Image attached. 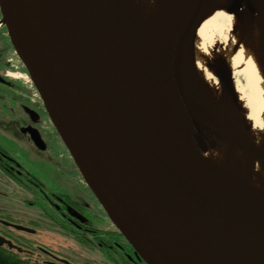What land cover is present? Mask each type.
<instances>
[{
	"label": "water",
	"instance_id": "obj_1",
	"mask_svg": "<svg viewBox=\"0 0 264 264\" xmlns=\"http://www.w3.org/2000/svg\"><path fill=\"white\" fill-rule=\"evenodd\" d=\"M226 1L230 10L264 16V0ZM207 4L179 0L155 40L130 0H0L1 24L55 130L145 264H264V193L224 174L174 125L179 115L242 145L204 116L181 69L185 47L193 71ZM217 76L233 91L224 66ZM227 120L244 131L232 113ZM3 245L22 251L0 234Z\"/></svg>",
	"mask_w": 264,
	"mask_h": 264
},
{
	"label": "bare ground",
	"instance_id": "obj_2",
	"mask_svg": "<svg viewBox=\"0 0 264 264\" xmlns=\"http://www.w3.org/2000/svg\"><path fill=\"white\" fill-rule=\"evenodd\" d=\"M178 1L130 0L147 34L155 40L167 28ZM229 8L226 0H208L194 40L192 73L185 47L180 59L186 86L201 112L223 135L242 145L234 146L223 136L212 138L179 115L174 125L224 174L264 193V16ZM219 14H223L221 21ZM219 66L233 75V91L215 78ZM234 74L245 77L248 92L238 85ZM233 100L237 104L231 109ZM229 113L244 124V131L238 133L230 126Z\"/></svg>",
	"mask_w": 264,
	"mask_h": 264
},
{
	"label": "flooded vegetation",
	"instance_id": "obj_3",
	"mask_svg": "<svg viewBox=\"0 0 264 264\" xmlns=\"http://www.w3.org/2000/svg\"><path fill=\"white\" fill-rule=\"evenodd\" d=\"M1 15V12H0ZM15 50L9 38L5 25H0V227L8 230L26 231L16 228L14 225H23L21 220L15 217V185L19 188L24 196H27L28 204L31 194L37 196L35 205L42 209L43 215L48 216V210L54 213L55 216L63 220L64 225L57 223L51 219L54 224L61 227L64 231L70 234L76 241L92 247L93 240L98 245L100 250L106 253V248L114 247V252L121 255H128L129 259L136 264L145 263L136 256L132 249L130 252L122 243L115 242L110 244L109 231L101 230L95 226L93 211L98 210L104 212L103 207L98 202L96 197L90 191L85 181L83 180L77 166L75 165L70 153L69 157L72 162L63 163L68 174L62 176L63 183L68 184V188L72 192L59 191L54 189L48 193L41 184V181L30 174H27L21 163L15 159L10 152L12 148L11 130L14 124H18L19 132L23 136H27L40 150H47L51 145L60 146L62 142L59 134L54 128V133H49L46 128L47 121L50 120L42 101H31L29 87L23 82L14 79L10 71L14 68ZM18 69H22L19 67ZM24 70V68H23ZM25 71V70H24ZM41 102V103H40ZM35 129L41 136L43 147H40L32 137L31 130ZM60 139V140H59ZM51 144V145H50ZM66 148V147H65ZM61 175V174H60ZM81 177L80 183H74L73 178ZM59 188H64L61 184ZM78 196L79 199H75ZM14 224V225H13ZM28 227V226H27ZM31 228V227H30ZM34 229V228H33ZM30 234L36 233L26 231ZM0 234L7 239L14 240L7 235L2 228ZM100 236V237H99ZM126 243V240H123ZM28 245L23 246L15 243L22 248L19 251L15 248L10 250L23 252L28 255V258L34 261H40L42 264H76L69 256L63 255L59 250L47 247L43 244H37L36 249L43 255V259L34 258L35 250L31 247L30 241ZM129 251V252H128ZM107 256V254H106ZM108 257V256H107ZM109 258V257H108Z\"/></svg>",
	"mask_w": 264,
	"mask_h": 264
},
{
	"label": "rangeland",
	"instance_id": "obj_4",
	"mask_svg": "<svg viewBox=\"0 0 264 264\" xmlns=\"http://www.w3.org/2000/svg\"><path fill=\"white\" fill-rule=\"evenodd\" d=\"M220 14L218 16L219 21H221L223 15ZM14 61V68L10 71V74L13 75L14 79L23 81L27 87H29L32 102H37L38 99L42 101L33 83L31 81H27V78L30 79V76L17 55H15ZM19 67L22 69H18ZM231 77L233 79V75ZM215 78L219 79L217 75ZM234 79L238 81V85H240L243 90L248 92L249 88L243 75L234 74ZM18 127V124H14V127L11 130L12 148H10V152L11 155L22 164L24 171L27 174L37 177L41 181L42 187L48 193L53 192L55 188L59 191L72 192V190L70 191L68 188V184L65 182L63 183L62 181V176L68 174L69 172L63 163H66V160H68V162H72L65 145L62 143L60 146L58 143L57 145L50 144L51 146L49 149L45 151L40 150L27 136H23V134L19 132ZM53 127L54 126L51 120H48L46 128L51 134L54 133ZM80 179L81 177L75 176L73 178L74 183L75 181L76 183H80ZM61 184H64L63 189L59 188ZM14 187L15 217L19 218L22 224L36 229V233L30 234L26 231H12L3 227L0 228H2L3 231L19 245L26 246L29 243L28 241H30L31 247L35 250V256H33V259H43V255L36 249L37 244H43L47 247L59 250L63 255L69 256L76 264H118L115 260H113V257L120 259V253L116 254L113 251L115 256L108 258L106 253L100 250L98 245L95 243L96 241L93 240L92 247H88L85 244L76 241L70 234L61 229V227L54 224L50 218L44 217L42 209L35 205L38 198L37 196L31 194L29 199L31 204H28L27 196H24L20 190L18 191L19 188L17 185ZM74 197L75 199H79L78 196ZM93 212L95 217V226L97 228L112 233H120L107 214L98 210H94Z\"/></svg>",
	"mask_w": 264,
	"mask_h": 264
},
{
	"label": "trees",
	"instance_id": "obj_5",
	"mask_svg": "<svg viewBox=\"0 0 264 264\" xmlns=\"http://www.w3.org/2000/svg\"><path fill=\"white\" fill-rule=\"evenodd\" d=\"M47 213L51 219L55 220L57 223L61 224L62 226L64 225L63 220L55 216L54 213H52L50 210H48ZM109 239H110L111 245L115 244V242H119V243H122L130 252L132 251V248L129 243L127 242L123 243L121 239L123 240L125 239L120 233L110 232ZM114 247H112L111 249L106 248L105 250L109 258L115 256L113 254ZM119 257L120 259H118L117 257H113V260H115L118 264H136V263H133V261L129 259L128 255L122 254ZM0 264H42V263L40 261H34V260L29 259L28 255L24 254L23 252L21 253L19 251H13V250H10L8 247L0 246ZM142 264H145V263H142Z\"/></svg>",
	"mask_w": 264,
	"mask_h": 264
},
{
	"label": "built area",
	"instance_id": "obj_6",
	"mask_svg": "<svg viewBox=\"0 0 264 264\" xmlns=\"http://www.w3.org/2000/svg\"><path fill=\"white\" fill-rule=\"evenodd\" d=\"M27 81H30V79H29V78H27Z\"/></svg>",
	"mask_w": 264,
	"mask_h": 264
}]
</instances>
